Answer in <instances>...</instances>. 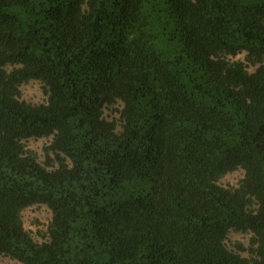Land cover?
Returning <instances> with one entry per match:
<instances>
[{"label": "trees", "instance_id": "trees-1", "mask_svg": "<svg viewBox=\"0 0 264 264\" xmlns=\"http://www.w3.org/2000/svg\"><path fill=\"white\" fill-rule=\"evenodd\" d=\"M0 254L264 264V0H0Z\"/></svg>", "mask_w": 264, "mask_h": 264}, {"label": "rangeland", "instance_id": "rangeland-1", "mask_svg": "<svg viewBox=\"0 0 264 264\" xmlns=\"http://www.w3.org/2000/svg\"><path fill=\"white\" fill-rule=\"evenodd\" d=\"M243 60V54L239 55ZM252 68L249 67V70ZM21 98L32 103H40L46 100V95L42 92L40 82L38 80H30L21 85ZM47 138H29L24 140V143L31 149L35 150L39 155V158L43 157V146L48 143ZM243 171L237 169L226 173L219 180L220 184L235 186L238 180L242 177ZM23 226L26 230L33 233L37 241H42V234L45 233L48 223L51 218L50 209L45 204H33L25 207L21 212ZM250 243V234L231 231L226 240V244L229 248L236 249L237 244H241L244 248H247ZM243 256H249L248 249L238 250ZM0 264H23L7 255L0 254Z\"/></svg>", "mask_w": 264, "mask_h": 264}]
</instances>
